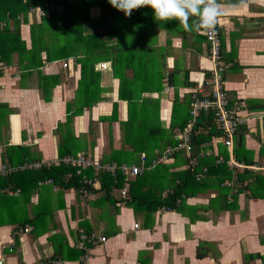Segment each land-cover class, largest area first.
Segmentation results:
<instances>
[{
	"label": "crops",
	"instance_id": "obj_1",
	"mask_svg": "<svg viewBox=\"0 0 264 264\" xmlns=\"http://www.w3.org/2000/svg\"><path fill=\"white\" fill-rule=\"evenodd\" d=\"M218 2L223 59L230 63L225 85L246 121L232 148L220 130L205 124L206 135L220 134L203 138L199 164L190 169L207 166L204 177L196 178L206 186H192L180 210L150 212L107 196L102 182L82 190L51 177L36 180L42 168L0 175L5 264L46 258L60 264H264V170L253 168L264 165V0ZM92 9L95 15L111 10ZM132 13V19L120 15L113 29L122 32L123 45H131L119 53L118 66L110 56L83 73L76 55L67 67L69 58H47L46 46L55 51L52 28L45 36L30 9L8 12L0 28V167L80 152L140 164L142 154H151L150 161L163 151L162 140L185 126L192 94L213 67L206 36L184 31L176 20H155L150 6ZM111 41L120 44L115 34ZM179 153L145 171L151 186L172 177L179 182L173 175L189 168ZM68 166L65 181L75 171ZM84 173L93 176L94 169ZM28 225L33 228L26 231ZM83 233L96 236L84 248L77 245Z\"/></svg>",
	"mask_w": 264,
	"mask_h": 264
},
{
	"label": "trees",
	"instance_id": "obj_2",
	"mask_svg": "<svg viewBox=\"0 0 264 264\" xmlns=\"http://www.w3.org/2000/svg\"><path fill=\"white\" fill-rule=\"evenodd\" d=\"M51 5H53L52 8ZM98 5L101 7L109 6L111 10L107 11V13L103 12V14L101 15H95L93 9L91 10V8ZM38 7L44 8L48 13L47 15L39 18L37 26L44 30L45 36L47 34L48 27L50 28V30L52 28V33L55 37L54 55L52 54L50 48H48L47 46L45 47L46 51L48 52L47 58L51 61L53 59H64L69 58L72 55H76L78 56L82 64V72L85 73L86 70L90 67L91 63L94 64L96 61L105 59L106 57L110 56H113L115 66L117 67L118 61L120 60L119 53H125L128 47H131V45H123L120 39L122 38V32L118 33L117 31H113V29L117 27L118 17L121 15V17L123 16V18H127L128 16H126L123 11H120L113 7L109 3V0H0V20H4L3 18L7 17L8 12L10 13V15L17 16V14L21 11L29 9L31 11L33 8ZM140 11L141 12L139 14L141 15L137 17L139 21H143V11ZM108 15H112V19L114 20L112 23H107L106 16ZM133 16H135L134 13H132V15L130 16L131 19L135 18ZM102 27L105 29V31L103 32L100 30V28ZM116 29H118V27ZM114 34L118 37L120 43L117 46H114L111 41V37ZM92 91V88L88 89V96L93 93ZM85 102L86 101H84V103ZM93 102H90V104ZM187 117H190V104ZM206 123H208V125H210L211 127H216L214 125L213 111H209L206 113L203 112L200 116L198 125L194 129L193 143L197 152L198 146L200 145V142L203 140V138L207 137L209 139L213 137L214 132H219L215 130L212 131V133L209 132V134L206 135L204 133L205 129H207L205 126ZM176 134L177 133H175L173 137L171 136L166 138L165 140H162L160 146L163 150L168 144L174 143L176 141ZM178 155L183 157L182 159H184V161H187L184 157V153H179ZM146 156L151 157L152 155L147 153ZM106 160L123 163V161L121 159H118L116 156L108 158ZM201 162H205L204 164H206L207 160L203 158ZM65 166L68 165L61 164L58 166L44 167L40 169V171L36 170L39 172H43L42 175L36 178V180L51 177L55 182L59 181L64 186L75 185L78 189L81 188L82 190L90 189L92 187L85 184L83 182L82 176L77 175L74 169L71 176L68 178V180L65 181ZM197 170L198 169H195L193 171L190 168L182 170L181 172H178L179 175H173L176 177L179 176V182L175 180V177H172L167 183L158 182L157 180L155 186H151L150 181H147V179L149 178V176H147V172L138 174L131 180V197L129 195L130 198L128 197L127 201L138 210L139 208L143 207L150 212L155 211L159 207L164 209L180 210L181 202H184L185 200L184 195L187 196L188 194H190L189 190L192 189V186H197V188L199 189L206 186L204 183L196 179L195 174ZM210 170L211 172L215 170L214 165L210 167L209 173ZM242 178L244 179V177ZM115 179H117V182H115ZM124 180L125 175L121 171L117 172L116 177L111 173H103L100 176V182H102L103 187L107 189V196L109 197H112L109 193L110 189L115 185H122ZM247 186L250 187L251 184L249 183ZM167 189H169L170 191H168L167 195H164V192ZM237 195V193L233 195L234 201H237ZM119 200L121 201V198ZM231 203L232 202H229L228 206H230ZM198 255H201L200 251H198Z\"/></svg>",
	"mask_w": 264,
	"mask_h": 264
},
{
	"label": "built area",
	"instance_id": "obj_3",
	"mask_svg": "<svg viewBox=\"0 0 264 264\" xmlns=\"http://www.w3.org/2000/svg\"><path fill=\"white\" fill-rule=\"evenodd\" d=\"M53 5H51V8ZM38 18L47 15L48 12L44 8H33L31 10ZM6 21L0 20V28H3ZM222 24L220 22L216 26L215 32L212 35L206 34L209 43V57L213 62L211 72L206 76L200 84V88L195 90L192 94V101L190 103V117L185 126L176 134V141L168 144L166 148L156 157L150 161L146 154L141 155L140 164H129L126 162L119 163L117 161H104L101 158L91 156L86 152H80L75 155L67 154L62 157L54 159H39L33 161H26L18 165H3L0 167V175H10L20 170L39 169L44 167L58 166L61 164L69 165L75 168L78 175H81L83 182L89 186H95L100 183V176L103 173H111L117 176V172L121 171L125 175V180L120 186H113L109 193L111 196H118L121 200H126L129 196L131 180L138 174L156 167L160 163L169 162L174 154L177 152H184L187 154V166L194 169L199 164L197 150L193 143L194 129L198 125L200 116L203 112L213 111L214 125L220 130L224 144L228 148L234 145V138L239 133L241 126L246 119L239 114V109L236 104H231L228 92L225 85V69L230 66L229 62H225L222 52ZM75 58H69L63 62V66H69L70 62H75ZM102 67H107V63L103 62ZM233 158V157H232ZM218 161H222L219 157ZM233 165L241 168L246 167L244 163H240L232 159ZM87 168L94 169V175L88 176L84 173ZM253 168L257 170H264V165H254ZM207 166L202 168V171L196 173V178L201 180L207 172ZM50 180V179H49ZM117 182V179H115ZM138 227V223L135 224ZM33 227L28 225L25 230H31ZM96 236L94 234H81L77 245L84 248L87 242H93ZM101 240L106 237L102 236ZM10 250L13 247L9 248ZM60 260L46 258L40 260L39 264H60ZM0 264H5L4 256L0 250ZM257 264V263H254Z\"/></svg>",
	"mask_w": 264,
	"mask_h": 264
},
{
	"label": "clouds",
	"instance_id": "obj_4",
	"mask_svg": "<svg viewBox=\"0 0 264 264\" xmlns=\"http://www.w3.org/2000/svg\"><path fill=\"white\" fill-rule=\"evenodd\" d=\"M116 9L131 16L133 10L150 6L157 21L176 20L186 32L212 35L224 14L218 0H109Z\"/></svg>",
	"mask_w": 264,
	"mask_h": 264
}]
</instances>
